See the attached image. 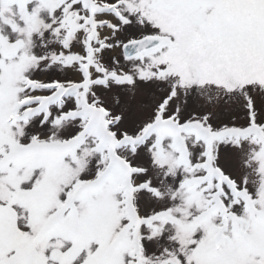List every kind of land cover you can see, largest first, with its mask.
<instances>
[{
  "label": "snow or ice",
  "instance_id": "6c2138e0",
  "mask_svg": "<svg viewBox=\"0 0 264 264\" xmlns=\"http://www.w3.org/2000/svg\"><path fill=\"white\" fill-rule=\"evenodd\" d=\"M0 264H264V0H0Z\"/></svg>",
  "mask_w": 264,
  "mask_h": 264
}]
</instances>
